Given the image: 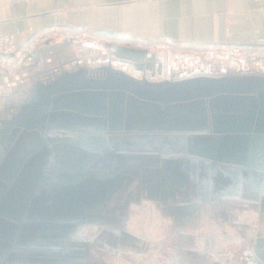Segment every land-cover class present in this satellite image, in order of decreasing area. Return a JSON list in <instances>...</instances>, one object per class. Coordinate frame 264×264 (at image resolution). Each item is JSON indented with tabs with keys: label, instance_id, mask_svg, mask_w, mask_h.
Listing matches in <instances>:
<instances>
[{
	"label": "water",
	"instance_id": "95a60500",
	"mask_svg": "<svg viewBox=\"0 0 264 264\" xmlns=\"http://www.w3.org/2000/svg\"><path fill=\"white\" fill-rule=\"evenodd\" d=\"M28 80L26 88L23 80L12 84L21 86L17 112L0 127V219L3 213L23 218L26 229L49 228L54 260L64 245L60 230L93 209L124 159L129 167L182 155L204 162L214 186L221 170L232 171L229 180L242 193L264 195V71L258 68L226 59L154 79L95 56ZM34 217L36 225L29 222ZM251 250L256 264H264V230Z\"/></svg>",
	"mask_w": 264,
	"mask_h": 264
},
{
	"label": "flooded vegetation",
	"instance_id": "af4514ba",
	"mask_svg": "<svg viewBox=\"0 0 264 264\" xmlns=\"http://www.w3.org/2000/svg\"><path fill=\"white\" fill-rule=\"evenodd\" d=\"M23 81L26 88L29 80ZM18 93L20 85L0 94V127L17 112ZM148 161L119 164L93 209L81 211L69 231L60 230L64 245L56 260L49 228L26 229L23 218L2 213L0 264H256L251 247L264 230V195L242 193L229 180L232 171L221 170L222 180L212 185L208 166L193 158L156 155ZM29 222L36 225V217ZM30 228L34 232L25 235Z\"/></svg>",
	"mask_w": 264,
	"mask_h": 264
},
{
	"label": "crops",
	"instance_id": "0c3cea01",
	"mask_svg": "<svg viewBox=\"0 0 264 264\" xmlns=\"http://www.w3.org/2000/svg\"><path fill=\"white\" fill-rule=\"evenodd\" d=\"M58 28L85 29L101 40L46 41L14 81L95 56H110L115 67L154 79L223 65L226 59L208 61L190 50L226 41L264 44V0H0V36L13 34L16 45ZM164 39L174 45L160 48ZM231 62L250 69L263 66L249 58Z\"/></svg>",
	"mask_w": 264,
	"mask_h": 264
},
{
	"label": "built area",
	"instance_id": "2783aa9c",
	"mask_svg": "<svg viewBox=\"0 0 264 264\" xmlns=\"http://www.w3.org/2000/svg\"><path fill=\"white\" fill-rule=\"evenodd\" d=\"M85 39L100 41L101 37L85 29L58 28L46 30L41 34H33L23 45H16L13 34L0 36V94L5 86L18 81L13 79L21 71L26 59L44 42L57 43ZM105 41L111 43L112 39ZM173 45L174 42L171 39H164L159 47L165 49ZM190 53L208 61H213L216 58L231 60L249 58L264 63V44L241 45L226 41L195 47L190 50Z\"/></svg>",
	"mask_w": 264,
	"mask_h": 264
},
{
	"label": "rangeland",
	"instance_id": "374dc122",
	"mask_svg": "<svg viewBox=\"0 0 264 264\" xmlns=\"http://www.w3.org/2000/svg\"><path fill=\"white\" fill-rule=\"evenodd\" d=\"M263 64V66H261L260 68H258V70H262V71H264V63H262ZM13 87V85H12V83L11 84H9L8 86H5V88H4V92L5 93H7V92H11V91H13L14 89L12 88ZM245 217V216H244Z\"/></svg>",
	"mask_w": 264,
	"mask_h": 264
}]
</instances>
